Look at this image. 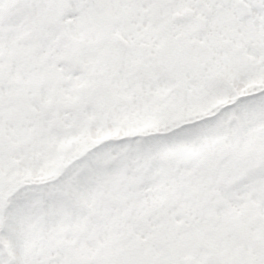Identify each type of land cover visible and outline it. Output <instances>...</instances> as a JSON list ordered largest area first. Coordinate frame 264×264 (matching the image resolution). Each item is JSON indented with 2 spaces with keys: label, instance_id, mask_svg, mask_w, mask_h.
Wrapping results in <instances>:
<instances>
[{
  "label": "snow or ice",
  "instance_id": "1",
  "mask_svg": "<svg viewBox=\"0 0 264 264\" xmlns=\"http://www.w3.org/2000/svg\"><path fill=\"white\" fill-rule=\"evenodd\" d=\"M0 264H264V0H0Z\"/></svg>",
  "mask_w": 264,
  "mask_h": 264
}]
</instances>
